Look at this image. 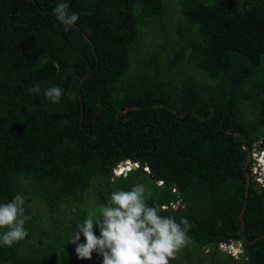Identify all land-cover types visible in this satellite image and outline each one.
Instances as JSON below:
<instances>
[{"label": "trees", "instance_id": "obj_1", "mask_svg": "<svg viewBox=\"0 0 264 264\" xmlns=\"http://www.w3.org/2000/svg\"><path fill=\"white\" fill-rule=\"evenodd\" d=\"M58 2L0 0V204L21 194L31 216L0 264H103L69 242L87 197L100 207L137 183L188 220L205 264H264V188L255 158L244 165L246 146L264 150V1L64 0L79 14L67 32ZM129 160L139 167L116 177Z\"/></svg>", "mask_w": 264, "mask_h": 264}, {"label": "clouds", "instance_id": "obj_2", "mask_svg": "<svg viewBox=\"0 0 264 264\" xmlns=\"http://www.w3.org/2000/svg\"><path fill=\"white\" fill-rule=\"evenodd\" d=\"M69 7L67 2L60 0L53 9V14L66 32L79 19L78 13L70 14ZM40 91L39 84L28 89L29 94ZM62 95L63 90L57 86H50L44 91L45 98L52 103H58ZM254 152L255 149L252 151L255 158ZM260 158L262 155L255 162L259 161L264 169V157L262 161ZM131 163L139 167V163L132 160L122 162L114 169L115 176H122L124 168L130 167ZM143 170L149 172L148 166ZM146 195L151 197V191L139 183L130 190L112 191L105 204L89 212L76 225L69 242L76 246L77 257L91 260L96 252L103 258V264H170L176 253L188 243L189 222L184 217L177 222L174 216L161 215L164 209L159 205L149 206ZM24 205L25 197L21 194H17L11 202L0 204V229H7L0 233V246L12 247L28 236L25 224L31 216L25 214ZM94 226L99 228V237ZM81 234L84 243H80ZM227 246L237 253L242 242L232 241Z\"/></svg>", "mask_w": 264, "mask_h": 264}, {"label": "rangeland", "instance_id": "obj_3", "mask_svg": "<svg viewBox=\"0 0 264 264\" xmlns=\"http://www.w3.org/2000/svg\"><path fill=\"white\" fill-rule=\"evenodd\" d=\"M167 1H169V0H167ZM205 1H210V0H205ZM252 104H253V101L250 102L248 104V106H251ZM262 153L263 152L261 150L256 148L255 152H254L255 159L258 160L259 156H261ZM121 170H122V168H121ZM261 170L264 171L263 168ZM117 171H119V170H117ZM137 179H140L139 176L136 177V180ZM96 196L97 195H96L95 191L93 190V192L90 193V196L87 197L88 198L86 201L87 205L84 207L86 212H91V211L99 208L98 205H96V203H95ZM223 252H224L223 258H225V261L230 260V259L226 258L229 256L228 255L229 250L227 249V250H224ZM207 253H208V249H206V248L204 249V251H198L196 253L195 248L192 245H190L189 243H187V245L181 249V252L176 253L175 259L171 260L170 263L173 262V264H190L191 259H189V258L193 257L195 259L193 264H205V261H206L205 257H206Z\"/></svg>", "mask_w": 264, "mask_h": 264}, {"label": "water", "instance_id": "obj_4", "mask_svg": "<svg viewBox=\"0 0 264 264\" xmlns=\"http://www.w3.org/2000/svg\"><path fill=\"white\" fill-rule=\"evenodd\" d=\"M90 39V38H89ZM82 106H83V104H82ZM132 107L131 106H129V107H127L126 109H124L122 112H127L129 109H131ZM84 113H85V111H84V107H82V115H81V120L84 118ZM99 113H100V111H99ZM236 135H242L241 133H236ZM246 148H247V150H248V159H247V161L244 163V165H245V168L247 169V167H248V165H249V163H250V161H251V159H252V151H251V149L248 147V146H246ZM137 168V165L136 164H134V163H131L130 164V167H125L124 168V171H123V173H124V175H127L128 174V172L131 170V169H136ZM246 175H247V185H246V198L247 197H249V187H250V184H251V174L248 172V171H246ZM246 203L247 202H245V205H244V207H243V210H242V214H241V218H242V228H243V230L245 231L246 230V225H245V222H244V213H245V210H246ZM245 239H247V234L245 233Z\"/></svg>", "mask_w": 264, "mask_h": 264}, {"label": "built area", "instance_id": "obj_5", "mask_svg": "<svg viewBox=\"0 0 264 264\" xmlns=\"http://www.w3.org/2000/svg\"><path fill=\"white\" fill-rule=\"evenodd\" d=\"M264 157V151L262 153V158ZM262 158L259 160L262 161ZM262 166H260V162L257 161L252 165V173L254 174V179L258 182V185L262 188H264V173H261ZM224 250L232 251L233 254H236V251L232 248H229L226 245H223Z\"/></svg>", "mask_w": 264, "mask_h": 264}, {"label": "flooded vegetation", "instance_id": "obj_6", "mask_svg": "<svg viewBox=\"0 0 264 264\" xmlns=\"http://www.w3.org/2000/svg\"><path fill=\"white\" fill-rule=\"evenodd\" d=\"M252 161H250V163H251ZM261 173H264V171L263 170H261ZM253 176H254V174H253Z\"/></svg>", "mask_w": 264, "mask_h": 264}, {"label": "bare ground", "instance_id": "obj_7", "mask_svg": "<svg viewBox=\"0 0 264 264\" xmlns=\"http://www.w3.org/2000/svg\"><path fill=\"white\" fill-rule=\"evenodd\" d=\"M242 249V248H241ZM244 250V249H243ZM245 253V252H244Z\"/></svg>", "mask_w": 264, "mask_h": 264}]
</instances>
